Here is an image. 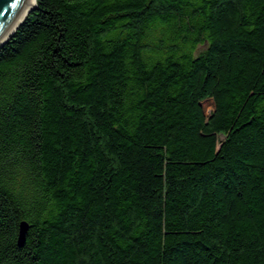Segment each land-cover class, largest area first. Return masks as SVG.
Listing matches in <instances>:
<instances>
[{"label":"trees","instance_id":"trees-1","mask_svg":"<svg viewBox=\"0 0 264 264\" xmlns=\"http://www.w3.org/2000/svg\"><path fill=\"white\" fill-rule=\"evenodd\" d=\"M0 264H264V0H35L0 46Z\"/></svg>","mask_w":264,"mask_h":264},{"label":"water","instance_id":"water-1","mask_svg":"<svg viewBox=\"0 0 264 264\" xmlns=\"http://www.w3.org/2000/svg\"><path fill=\"white\" fill-rule=\"evenodd\" d=\"M35 5V0H0V46L12 35L24 16ZM28 223L21 221L17 236L18 246L25 243Z\"/></svg>","mask_w":264,"mask_h":264},{"label":"bare ground","instance_id":"bare-ground-1","mask_svg":"<svg viewBox=\"0 0 264 264\" xmlns=\"http://www.w3.org/2000/svg\"><path fill=\"white\" fill-rule=\"evenodd\" d=\"M25 17V16H24Z\"/></svg>","mask_w":264,"mask_h":264}]
</instances>
